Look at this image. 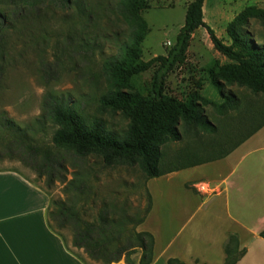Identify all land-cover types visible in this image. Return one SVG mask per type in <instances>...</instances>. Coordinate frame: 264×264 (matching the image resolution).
Segmentation results:
<instances>
[{
  "label": "trees",
  "instance_id": "trees-1",
  "mask_svg": "<svg viewBox=\"0 0 264 264\" xmlns=\"http://www.w3.org/2000/svg\"><path fill=\"white\" fill-rule=\"evenodd\" d=\"M17 1L21 5V11L28 13L32 7L31 2ZM58 1L69 3V0ZM204 1L191 0L188 3L183 26L165 56L143 61L141 44L148 32V25L141 12L146 8V1L119 0L118 13L130 28V34L119 55L103 64L107 91L99 99V108L101 111L120 113L128 121L125 131L120 134L109 131L100 120L89 121L74 105L47 95L42 115L25 127H20L6 113H0V161H20L36 173L37 179L44 177L45 185L50 188L57 179L56 175L65 169L58 158L59 152L81 159L97 157L106 167L137 166L146 181L219 158L223 152L193 161H183L175 167L161 168L162 164L172 160H167L163 146L182 139L180 124L187 131L194 130L195 133L211 136L217 134L218 127L204 112L206 106H212L223 119L229 118L234 122L243 120L242 112L239 111L241 100L228 90L229 87L245 88L253 95L264 96V44H259L249 31L251 20L264 21V9L247 6L227 23L225 32L230 40L227 45L205 23ZM2 6L4 5L0 3V87L11 61V34L15 29L14 19L18 15L16 6H6V9ZM199 28L206 31L213 49L227 60L225 63L215 61L207 69L209 83L220 95L221 103L203 97L197 90L190 92L184 100L166 93V77L176 67L185 65L190 41ZM151 68L154 71L147 93L135 89L133 78ZM46 122L56 127L50 139L55 150L39 144L35 138L36 126H44ZM223 134L225 144L231 134L228 131ZM220 141L215 142L220 145ZM236 145L238 144L226 145L229 148L224 150V156ZM188 157L189 155L176 154L173 159ZM80 181L72 179L63 188L67 194H71L66 201L50 199L48 227L58 234L51 226L50 218L58 229L69 227L72 231L71 246L82 250L88 259L96 263L117 264L123 260L122 264H134L132 257L140 252L138 264H151L154 238L148 232L136 231L151 210L150 194L148 193V203L141 214L137 211L129 216L124 206L119 209L116 203L103 202L88 219L85 216L93 210L94 201L89 202L90 194L83 180ZM186 187L190 188L189 185ZM192 190L196 191L194 188ZM45 193L49 196L47 191ZM77 202L82 203L80 208L77 207ZM52 204L55 210L49 211ZM259 236L264 240V230ZM224 251L226 258L223 264H236L245 253V250L239 249L236 235H229ZM167 264L185 263L171 258L167 260Z\"/></svg>",
  "mask_w": 264,
  "mask_h": 264
},
{
  "label": "rangeland",
  "instance_id": "rangeland-1",
  "mask_svg": "<svg viewBox=\"0 0 264 264\" xmlns=\"http://www.w3.org/2000/svg\"><path fill=\"white\" fill-rule=\"evenodd\" d=\"M29 1L32 7L25 13L21 11L19 1L0 0L3 8L14 5L18 13L11 34V61L0 87V113H6L20 127H25L42 115L44 100L47 95H52L74 105L85 119L100 120L109 131L118 134L125 131L128 121L120 113L101 111L99 108V99L107 91L103 64L119 55L130 34V28L118 13L119 0H69L68 4L58 0ZM145 1L147 5L141 16L148 25V32L141 44V59L148 61L156 56H165L174 44L191 0ZM247 6L264 9V0H205L204 20L220 40L230 43L225 27ZM249 31L259 44H264V21L251 20ZM220 60L226 62L225 57L213 49L206 31L203 28L197 29L190 41L185 65L176 67L166 77V93L184 100L190 92L197 90L203 97L221 103L222 99L210 85L207 74V69ZM153 71L154 68H151L135 76L132 80L134 88L147 93ZM228 90L241 99L250 93L236 86ZM204 112L218 127L217 134L211 136L195 133L194 130L187 131L180 124L182 139L163 146L167 160H172L162 164L161 168L215 156L229 148L226 145L233 141L229 140L225 147L222 141L224 119L212 106H206ZM36 128L35 138L38 143L55 150L50 139L56 127L46 122L44 126ZM217 140H221L218 143L220 145L216 144ZM176 154L189 157L176 160L173 159ZM58 155L65 169L56 175L57 179L50 188L45 185L44 177L37 179L36 173L18 160L0 161V170L20 174L47 191L51 201H66L71 194H67L63 188L72 179H82L90 194L89 202L94 201L93 210L85 216L88 219L103 202L116 203L119 209L124 206L129 216L137 211L142 212L147 206V181L137 166L106 167L97 157L81 159L64 152ZM151 189L160 204V191H156L152 185ZM181 196L177 187L165 196V199L172 202L171 212L177 215L174 228L185 225L190 213L189 209L174 207ZM81 204L76 203L78 208ZM54 210L52 204L49 211ZM50 224L71 251L83 258L85 264H99L88 259L82 250L71 246L72 231L69 227L58 229L51 218ZM122 263L123 260L117 264Z\"/></svg>",
  "mask_w": 264,
  "mask_h": 264
},
{
  "label": "crops",
  "instance_id": "crops-1",
  "mask_svg": "<svg viewBox=\"0 0 264 264\" xmlns=\"http://www.w3.org/2000/svg\"><path fill=\"white\" fill-rule=\"evenodd\" d=\"M248 95H236L243 120L224 118V131L231 134L225 144H238L231 152L224 156L223 150L219 158L147 181L152 207L136 231L154 238L151 264H167L171 258L185 264H223L229 235H236L239 249L245 250L236 264H264L259 236L264 230V96ZM151 185L160 191L161 205ZM176 187L182 196L174 207L190 210L180 228H174L177 215L165 199ZM49 205L50 196L40 187L18 173L0 170V264H85L48 227ZM139 257H132L134 264Z\"/></svg>",
  "mask_w": 264,
  "mask_h": 264
},
{
  "label": "built area",
  "instance_id": "built-area-1",
  "mask_svg": "<svg viewBox=\"0 0 264 264\" xmlns=\"http://www.w3.org/2000/svg\"><path fill=\"white\" fill-rule=\"evenodd\" d=\"M204 187H206V186H205V185H199V186H198V188H199L200 190L205 191L206 189L204 190ZM206 188H207V187H206Z\"/></svg>",
  "mask_w": 264,
  "mask_h": 264
}]
</instances>
